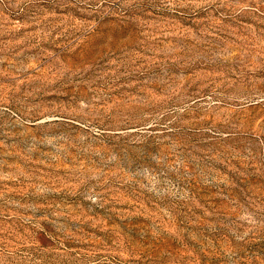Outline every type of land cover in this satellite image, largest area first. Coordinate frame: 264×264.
Here are the masks:
<instances>
[{"label": "rangeland", "instance_id": "rangeland-1", "mask_svg": "<svg viewBox=\"0 0 264 264\" xmlns=\"http://www.w3.org/2000/svg\"><path fill=\"white\" fill-rule=\"evenodd\" d=\"M0 264H264V0H0Z\"/></svg>", "mask_w": 264, "mask_h": 264}]
</instances>
